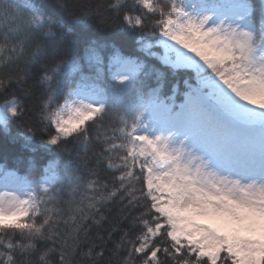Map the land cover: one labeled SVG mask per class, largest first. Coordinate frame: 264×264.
Masks as SVG:
<instances>
[{
  "label": "snow or ice",
  "instance_id": "1",
  "mask_svg": "<svg viewBox=\"0 0 264 264\" xmlns=\"http://www.w3.org/2000/svg\"><path fill=\"white\" fill-rule=\"evenodd\" d=\"M0 136V264H264V0H0Z\"/></svg>",
  "mask_w": 264,
  "mask_h": 264
},
{
  "label": "trees",
  "instance_id": "2",
  "mask_svg": "<svg viewBox=\"0 0 264 264\" xmlns=\"http://www.w3.org/2000/svg\"><path fill=\"white\" fill-rule=\"evenodd\" d=\"M17 129L16 126H12V134L14 135L16 133ZM19 145H8L7 151H5V144L4 139L2 136H0V163H12V154L20 151ZM39 159V157H38Z\"/></svg>",
  "mask_w": 264,
  "mask_h": 264
}]
</instances>
